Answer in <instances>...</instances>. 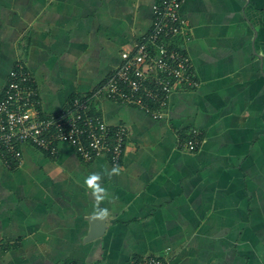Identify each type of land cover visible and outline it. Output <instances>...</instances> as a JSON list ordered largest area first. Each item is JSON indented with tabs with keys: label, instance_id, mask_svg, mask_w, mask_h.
Returning a JSON list of instances; mask_svg holds the SVG:
<instances>
[{
	"label": "crops",
	"instance_id": "0c3cea01",
	"mask_svg": "<svg viewBox=\"0 0 264 264\" xmlns=\"http://www.w3.org/2000/svg\"><path fill=\"white\" fill-rule=\"evenodd\" d=\"M158 0H0V91L18 65L44 114L103 84L150 31ZM198 87L156 118L103 98L92 106L129 135L119 175L60 141L0 158V264H264V0H183ZM199 131V143H184ZM100 173L109 209L84 179Z\"/></svg>",
	"mask_w": 264,
	"mask_h": 264
},
{
	"label": "built area",
	"instance_id": "2783aa9c",
	"mask_svg": "<svg viewBox=\"0 0 264 264\" xmlns=\"http://www.w3.org/2000/svg\"><path fill=\"white\" fill-rule=\"evenodd\" d=\"M183 0H158L150 31L130 50L121 53L119 65L108 79L88 94L75 97L55 114H44L28 73L18 65L0 91V158L9 168L21 164L25 143L55 154L60 141L71 144L82 160L106 156L118 165L129 135L127 126L115 127L93 113L99 99L132 104L160 118L167 114L169 98L176 90L196 88L198 81L183 38L187 22L180 14ZM199 131L184 143L195 150ZM62 264H88L66 262ZM95 264V263H89ZM133 264H171L149 255Z\"/></svg>",
	"mask_w": 264,
	"mask_h": 264
},
{
	"label": "clouds",
	"instance_id": "9594fccd",
	"mask_svg": "<svg viewBox=\"0 0 264 264\" xmlns=\"http://www.w3.org/2000/svg\"><path fill=\"white\" fill-rule=\"evenodd\" d=\"M119 165H114L110 170L104 169V174L112 177L113 175H119ZM102 176L100 173H92L84 179V186L91 191L94 199L97 202L96 207L93 209L91 216L93 219L105 220L109 215V209L106 207H100V203L106 199V190L101 186Z\"/></svg>",
	"mask_w": 264,
	"mask_h": 264
},
{
	"label": "trees",
	"instance_id": "16d2710c",
	"mask_svg": "<svg viewBox=\"0 0 264 264\" xmlns=\"http://www.w3.org/2000/svg\"><path fill=\"white\" fill-rule=\"evenodd\" d=\"M189 138V137H188Z\"/></svg>",
	"mask_w": 264,
	"mask_h": 264
}]
</instances>
